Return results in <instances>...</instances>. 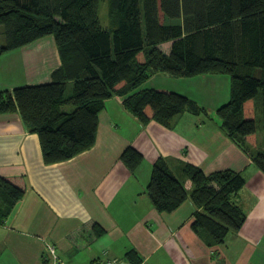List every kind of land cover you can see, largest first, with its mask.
Segmentation results:
<instances>
[{"label":"trees","instance_id":"1","mask_svg":"<svg viewBox=\"0 0 264 264\" xmlns=\"http://www.w3.org/2000/svg\"><path fill=\"white\" fill-rule=\"evenodd\" d=\"M108 6L103 26L100 0H0V55L53 36L61 59L51 81L0 90V114L18 111L38 134L45 162L55 163L94 145L99 113L113 96H121L142 124L170 128L184 112L207 115L182 93L142 88L154 74H227L230 98L216 110L220 128L264 174V0H108ZM164 42H171L168 52L160 47ZM120 159L131 173L144 161L132 146ZM245 183L232 169L206 174L191 163L177 177L158 158L146 193L160 213L192 200L191 228L213 247L243 226L247 215L236 196ZM26 190L23 175L0 176V225ZM105 232L95 221L73 239L89 243ZM124 258L142 261L134 248Z\"/></svg>","mask_w":264,"mask_h":264},{"label":"crops","instance_id":"2","mask_svg":"<svg viewBox=\"0 0 264 264\" xmlns=\"http://www.w3.org/2000/svg\"><path fill=\"white\" fill-rule=\"evenodd\" d=\"M60 64L53 36L5 52L0 90L49 82ZM157 74L150 78L159 80L142 88L182 93L205 107L207 115L184 112L170 128L157 121L142 124L124 108L121 96H113L99 113L94 145L68 160L47 163L38 134L19 112L0 114V176L23 175L27 185L0 225V264H52L47 243L55 246L62 264H116L127 261L124 254L131 248L141 256L140 264H264V174L214 116L230 98V79L225 74ZM128 146L144 157L134 173L120 159ZM158 158L177 177L185 163L206 174L242 173L246 183L236 200L247 215L243 226L210 247L191 228L197 210L192 200L174 212H158L146 193ZM95 221L106 230L103 236L89 243L73 239Z\"/></svg>","mask_w":264,"mask_h":264},{"label":"rangeland","instance_id":"3","mask_svg":"<svg viewBox=\"0 0 264 264\" xmlns=\"http://www.w3.org/2000/svg\"><path fill=\"white\" fill-rule=\"evenodd\" d=\"M109 6H108V0H100V10H99V15H100V20H101V24L103 25V26H108V24H109V18H108V8ZM170 45H171V42H166V43H163L162 44V48L165 50V51H169V49H170ZM157 75H163L164 76V74H157ZM155 78H150V79H148V81H146L145 82V84L147 85V84H150L151 83V81H156V80H159L160 78L158 77V76H154ZM225 77H227L228 79H230V77L227 75V74H225ZM69 88H68V90H67V92H69L70 91V86H68ZM214 116L216 117V118H218V116H216L215 114H214ZM262 138H263V134H262V129H261V125H260V123L259 122H257V139H258V141H262Z\"/></svg>","mask_w":264,"mask_h":264},{"label":"built area","instance_id":"4","mask_svg":"<svg viewBox=\"0 0 264 264\" xmlns=\"http://www.w3.org/2000/svg\"><path fill=\"white\" fill-rule=\"evenodd\" d=\"M46 256L52 262V264H62L61 259L59 258L56 248L53 244L47 243L45 248ZM116 264H131L127 261H119Z\"/></svg>","mask_w":264,"mask_h":264}]
</instances>
